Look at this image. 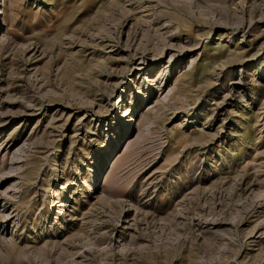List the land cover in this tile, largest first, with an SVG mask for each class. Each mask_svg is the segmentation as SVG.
<instances>
[{
  "label": "rangeland",
  "instance_id": "1",
  "mask_svg": "<svg viewBox=\"0 0 264 264\" xmlns=\"http://www.w3.org/2000/svg\"><path fill=\"white\" fill-rule=\"evenodd\" d=\"M0 264H264V0H0Z\"/></svg>",
  "mask_w": 264,
  "mask_h": 264
},
{
  "label": "bare ground",
  "instance_id": "2",
  "mask_svg": "<svg viewBox=\"0 0 264 264\" xmlns=\"http://www.w3.org/2000/svg\"><path fill=\"white\" fill-rule=\"evenodd\" d=\"M146 64H147V63H144V62H143L142 64H139L138 67H137V69H138V70H143V69H145ZM130 139H131V138H130ZM130 139H128V140L130 141ZM117 161H118V158H116V160L113 161V163H112V165H111V167H110V169H109V172H108V174L106 175V179H105L104 182H107L108 178L111 177V175H112V173H113V171H114V169H115V167H116V163H117Z\"/></svg>",
  "mask_w": 264,
  "mask_h": 264
}]
</instances>
